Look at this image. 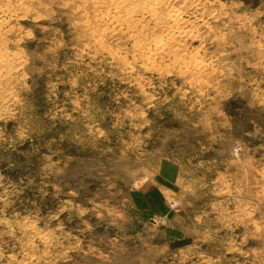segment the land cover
I'll return each instance as SVG.
<instances>
[{"label":"rangeland","instance_id":"obj_1","mask_svg":"<svg viewBox=\"0 0 264 264\" xmlns=\"http://www.w3.org/2000/svg\"><path fill=\"white\" fill-rule=\"evenodd\" d=\"M0 35V264H264V0H0Z\"/></svg>","mask_w":264,"mask_h":264},{"label":"bare ground","instance_id":"obj_2","mask_svg":"<svg viewBox=\"0 0 264 264\" xmlns=\"http://www.w3.org/2000/svg\"><path fill=\"white\" fill-rule=\"evenodd\" d=\"M120 2H122V1H120ZM135 2V1H134ZM142 2V1H141ZM119 4V3H118ZM143 6H145V4L143 5ZM163 6H165V4L163 3V1H162V3H161V7H163ZM160 7V4H158V3H155L154 5H153V7L151 8V9H149L150 11H151V13H149V15H147V16H150V18H154L155 16H156V14H157V10L159 9V8H161ZM6 8V7H5ZM165 9V8H164ZM158 15V14H157ZM168 15V14H167ZM132 16H133V14H132ZM104 17V16H103ZM168 17V19L173 23V25H174V32H172L173 33V37H174V35H175V33L176 32H179V30H181L182 28H183V26L184 25H186V22H184L185 20H182V18L179 16V14L176 12V10L174 11V10H172L170 13H169V16H167ZM126 18V17H125ZM129 18H131V17H129ZM127 19V21L128 20H130V19ZM132 19V18H131ZM160 20H161V18H160ZM125 22V21H124ZM129 22V21H128ZM154 22V21H153ZM156 22V21H155ZM168 22V21H167ZM146 23V22H145ZM189 23V22H188ZM187 23V24H188ZM2 24V23H1ZM128 25H130V23L128 24ZM147 25V24H146ZM149 25V24H148ZM159 25V24H158ZM142 26V25H141ZM127 27V26H126ZM152 28V27H151ZM184 29V28H183ZM163 29H161V31H162ZM172 30V31H173ZM171 33V34H172ZM182 33H184V32H182ZM186 33V32H185ZM140 34V33H139ZM170 34V33H169ZM177 34H179V33H177ZM185 35V34H184ZM1 36V35H0ZM139 36H141V35H139ZM189 36V35H188ZM153 38V37H152ZM155 38V37H154ZM160 39V38H159ZM169 40H170V38H168ZM172 39V38H171ZM183 39V38H182ZM0 40H1V38H0ZM165 40V39H164ZM167 41V40H166ZM169 42V41H168ZM177 42V41H176ZM179 42V41H178ZM154 44H155V50H157V51H160V52H163V50L165 49V44L163 43V42H161V40H159V42H157L156 40L153 42ZM176 45V44H175ZM137 46V45H136ZM139 46V45H138ZM148 46H149V44H148ZM145 47V46H144ZM148 48V47H147ZM153 48V47H152ZM168 48V47H167ZM166 50V49H165ZM147 51V50H146ZM178 51H179V49H178ZM165 52V51H164ZM150 55V54H149ZM170 55V54H169ZM148 60V59H147ZM185 61V60H184ZM5 62V61H4ZM183 62V61H182ZM0 63H3V61H2V55H0ZM10 63V62H9ZM175 63V62H174ZM195 69V68H194ZM8 79V78H7ZM6 79V80H7Z\"/></svg>","mask_w":264,"mask_h":264}]
</instances>
